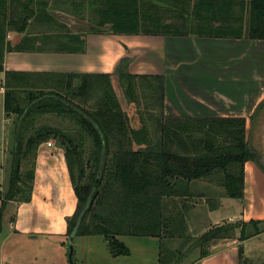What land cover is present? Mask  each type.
I'll return each instance as SVG.
<instances>
[{
	"label": "trees",
	"instance_id": "1",
	"mask_svg": "<svg viewBox=\"0 0 264 264\" xmlns=\"http://www.w3.org/2000/svg\"><path fill=\"white\" fill-rule=\"evenodd\" d=\"M57 14L113 34L264 39V0H0L3 110L14 121L0 217L7 201L30 200L38 147L52 140L63 151L76 197L65 219L67 239L99 235L112 256H126L120 236L155 237L158 264H179L196 248L206 256L201 247L208 241L231 238L236 230L239 240L263 231L264 221L241 220L194 239L186 234L188 208L200 196L194 181L243 198L244 163L256 154L245 142L244 118L165 114L162 76L130 73L128 57L111 73L4 70L5 51L19 49L5 40L7 31H24L31 17L55 21ZM57 48L83 51L84 44ZM140 97L149 98L142 107ZM44 115L68 123H45ZM175 237L178 245L165 247ZM239 264H246L241 246Z\"/></svg>",
	"mask_w": 264,
	"mask_h": 264
},
{
	"label": "crops",
	"instance_id": "2",
	"mask_svg": "<svg viewBox=\"0 0 264 264\" xmlns=\"http://www.w3.org/2000/svg\"><path fill=\"white\" fill-rule=\"evenodd\" d=\"M55 19L31 17L24 31H7L5 40L19 49L5 51L4 70L111 73L121 58L128 57L130 73L162 76L165 114L244 118L245 142L256 154L244 163L243 198L228 197L216 183L194 181L192 191L200 194L197 199L201 203L197 207L193 202L188 208L187 229H194L192 224L199 220L209 222L204 232L227 222L264 221V39L197 33L113 34L92 31L88 28L92 24L79 17L57 14ZM80 41L83 51L57 48L78 46ZM3 76L0 72L2 95ZM206 198L212 199L214 208L209 207ZM17 205L14 219L9 222L17 237L65 236V219L73 213L76 197L63 151L54 142L38 147L31 198ZM238 236L236 230L231 238L208 241L210 252L206 256L196 255V248L183 260L188 258L187 264H239L241 246L246 264L264 263V249H252L264 230L244 240Z\"/></svg>",
	"mask_w": 264,
	"mask_h": 264
},
{
	"label": "rangeland",
	"instance_id": "3",
	"mask_svg": "<svg viewBox=\"0 0 264 264\" xmlns=\"http://www.w3.org/2000/svg\"><path fill=\"white\" fill-rule=\"evenodd\" d=\"M2 99L3 95L0 94V194L5 191L7 186L10 171L12 129L14 125L13 119H7L3 113ZM140 100L142 107L149 101V98L144 100V98L140 97ZM155 110L157 111V109ZM42 122L58 126H64V124L68 123L53 115H44L42 117ZM9 129L10 132L8 134ZM5 140H7V143H5ZM24 167L25 163L23 164V168ZM39 168L42 169L41 163L39 164ZM15 202L17 201H7L0 217V264H70L68 260V239L66 236L47 235L40 236L39 238L24 236L22 238L21 236L17 237L15 235L14 227L9 223L14 219L18 208V202ZM200 203V199L196 198L194 200L195 206L198 207ZM208 225V221L199 220L195 224H192V228L194 229H188L186 234L194 239L200 236L204 232L202 230L206 229ZM7 235H10L7 242L2 243V240L5 239ZM119 239L129 248V255L112 256L109 253L107 242L102 236H74L72 241L73 263L158 264L157 253L159 241L157 238L120 236ZM169 241L166 242L165 247L177 246L180 240L175 237L174 240ZM190 242L193 243V240L188 241V243ZM186 246H188V244H186ZM201 248L209 251V247L202 246ZM252 249L256 251L264 249V236L253 242ZM196 251V255L198 253L200 255V248H197ZM188 261L189 259L186 258L180 264H187ZM252 264H261V262H253Z\"/></svg>",
	"mask_w": 264,
	"mask_h": 264
},
{
	"label": "water",
	"instance_id": "4",
	"mask_svg": "<svg viewBox=\"0 0 264 264\" xmlns=\"http://www.w3.org/2000/svg\"><path fill=\"white\" fill-rule=\"evenodd\" d=\"M90 30L92 31H102L101 28L95 27V26H89L88 27ZM72 241H73V236H70L68 238V247H69V252H68V260L70 264H74L73 263V259H72V254H73V247H72Z\"/></svg>",
	"mask_w": 264,
	"mask_h": 264
},
{
	"label": "built area",
	"instance_id": "5",
	"mask_svg": "<svg viewBox=\"0 0 264 264\" xmlns=\"http://www.w3.org/2000/svg\"><path fill=\"white\" fill-rule=\"evenodd\" d=\"M47 145H51V141L46 142Z\"/></svg>",
	"mask_w": 264,
	"mask_h": 264
}]
</instances>
